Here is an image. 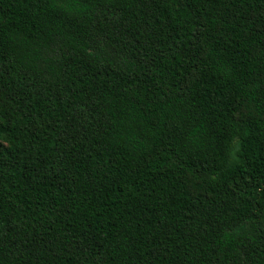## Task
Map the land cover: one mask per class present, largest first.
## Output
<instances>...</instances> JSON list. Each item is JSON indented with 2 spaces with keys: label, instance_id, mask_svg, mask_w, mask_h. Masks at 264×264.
Listing matches in <instances>:
<instances>
[{
  "label": "trees",
  "instance_id": "1",
  "mask_svg": "<svg viewBox=\"0 0 264 264\" xmlns=\"http://www.w3.org/2000/svg\"><path fill=\"white\" fill-rule=\"evenodd\" d=\"M0 264H264V0H0Z\"/></svg>",
  "mask_w": 264,
  "mask_h": 264
}]
</instances>
